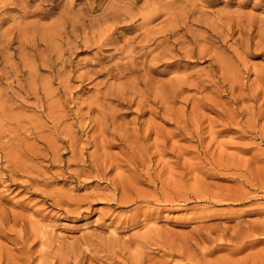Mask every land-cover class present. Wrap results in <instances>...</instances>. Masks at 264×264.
Instances as JSON below:
<instances>
[{
	"label": "rangeland",
	"instance_id": "obj_1",
	"mask_svg": "<svg viewBox=\"0 0 264 264\" xmlns=\"http://www.w3.org/2000/svg\"><path fill=\"white\" fill-rule=\"evenodd\" d=\"M263 222L264 0H0V264H247Z\"/></svg>",
	"mask_w": 264,
	"mask_h": 264
},
{
	"label": "bare ground",
	"instance_id": "obj_2",
	"mask_svg": "<svg viewBox=\"0 0 264 264\" xmlns=\"http://www.w3.org/2000/svg\"><path fill=\"white\" fill-rule=\"evenodd\" d=\"M76 29H77V28H76ZM86 29H87V28H86ZM86 33H87V32H86ZM86 33H85V34H86ZM137 138H139V137H137ZM127 139H128V138H127ZM180 198H181V197H180ZM184 199H185V198H183L182 200H184ZM177 200H178V198H177ZM164 201H165V203H170V202H173V201H176V200H175V198H172V197H165V198H164ZM262 224H264V222H263ZM254 226H255V225H254ZM256 226H257V225H256ZM260 227H261V226H260ZM253 228H254V227H253ZM256 228H257V227H256ZM257 229H258V228H257ZM263 229H264V228H263ZM263 229H262V227H261L260 230H258V231H261V230H262V235H263ZM250 231H252V233H253V231H255V230H250ZM244 232H245V231H244ZM244 232H243V234H245ZM248 233H249V232H248ZM252 233L249 234V235H252ZM260 233H261V232H260ZM235 234H236V233H235ZM239 234H240V235H239ZM243 234H241V233H237L235 236H238V237L240 236V238H237V237L235 238V237H234V239H235V240H236V239H239V240H241V242H242L244 239H243V238H242L243 240L241 239V235L243 236ZM246 234H247V231H246ZM221 235H222V234H221ZM247 235H248V234H247ZM260 235H261V234H260ZM224 236L226 237V235H224ZM232 236H234V235H232ZM245 236H246V235H245ZM245 236H244V238H245ZM207 237H208V236H207ZM220 237H221V238L218 237V238H216V239H219V241H220V240L222 239L223 236H220ZM225 237H224V238H225ZM226 238H227V237H226ZM226 238H225V240L229 241L230 238H229V239H226ZM231 238H233V237H231ZM246 238H247V237H246ZM248 238H249V236H248ZM203 239H204V238H203ZM205 239H207V238H205ZM234 239H233V242H232V243L235 242ZM259 239H260V238H259ZM231 240H232V239H230L229 242H231ZM250 240H251V239H250ZM255 240H256V239H255ZM217 241H218V240H217ZM227 241H226V242H227ZM237 242H238V241H237ZM248 242H249V241H248ZM239 243H240V242H239ZM187 244H188L187 246H189V243H187ZM190 244H191V243H190ZM196 244H197V243H196ZM196 244H195V245H196ZM198 244H199V243H198ZM215 244H216V243H215ZM217 244H218V243H217ZM221 244H222V243H221ZM237 244H238V243H237ZM244 244H245V242H243L242 245H244ZM191 245H193V244H191ZM232 245H233V244H232ZM242 245H241V244H240V245H239V244H238V245L235 244L234 247L231 248V252H234V253H235V252H238L239 250H241ZM198 246H199V245H198ZM225 246H226V244H225ZM191 247H192V246H191ZM194 247H195V246H194ZM228 247H229V246H228ZM188 248H189V247H188ZM192 248H193V247H192ZM189 249H190V248H189ZM202 249H203V251H204V250L206 251L205 247L202 248ZM211 249H212V248H211ZM228 250H229V249H228ZM209 251H210V250H209ZM203 254H205V253H203ZM258 254H259L258 252H257V254H255V255H257V257H256L255 255L253 256L254 258L256 257L255 260H256V259H258V260L261 259L262 261H264V260L262 259L263 257H262V256H259L260 254H259V255H258ZM205 255H206V254H205ZM231 256H232V255H231ZM258 256H259L260 258H259ZM248 257H251L249 260H251V261L253 260V261H254V258H252V256H248ZM248 257H247L246 259H248ZM261 257H262V258H261ZM223 259H224V258H223ZM224 260H227V257H226V259H224ZM239 260H240L239 262H240V264H241V261L243 262L245 259H244V260H243V259H239ZM261 260H260L261 264H264V262L262 263ZM251 261H250V262H251ZM253 261H252V262H253ZM256 261H257V260H256ZM223 262H224V261H221V262L219 261V263H223ZM225 262H226V261H225ZM245 262H247V261H245ZM250 262H248L247 264H250ZM260 262H255V263H251V264H256V263H257V264H260ZM225 264H226V263H225ZM228 264H231V263L228 262Z\"/></svg>",
	"mask_w": 264,
	"mask_h": 264
}]
</instances>
